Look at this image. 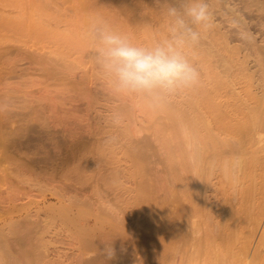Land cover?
<instances>
[{
  "label": "rangeland",
  "instance_id": "1",
  "mask_svg": "<svg viewBox=\"0 0 264 264\" xmlns=\"http://www.w3.org/2000/svg\"><path fill=\"white\" fill-rule=\"evenodd\" d=\"M206 2L209 11L208 27L203 29L199 44L190 49V55L200 71L201 79H203L202 75L205 73L204 68L209 63L202 56L205 49L207 50L210 46L209 49L211 50L212 43L215 45L220 42V45H228L224 55L222 50L223 59L228 61L237 58L236 53L235 56L232 55L233 50L231 48H234V46L237 48L240 45L238 49L243 55H240L242 58L246 56L245 47H249L246 52L247 56L252 55L249 57L250 60L247 58L249 66L252 65L249 67V71H254H250V73L253 74L251 75L252 84L253 81L254 83L256 82V85L253 84L254 89H257L259 87L257 86L258 83L260 84L264 79L261 74L264 73V63L260 61L259 66V60L257 59L264 57V12L261 11L263 10L261 6L257 7L261 3L256 5L254 4L256 1L253 3L252 0H206ZM258 2L260 1L258 0ZM166 3L175 4L179 3V0H0V121L5 123L6 126L0 129V132H2L0 133V257L3 254L5 256V258L3 257L4 259L0 258V264H26V261H29L30 264H46L48 259H45L40 254V247L47 240L55 241L54 243L52 242L54 244L52 249H55L52 254L54 258H56V252L66 253L67 251L69 257L65 258L66 260L63 258L65 263H62H76L75 259L79 255L81 256V252L85 251L83 248L81 249L82 238L88 237L85 232L79 230L80 228L78 227H81L82 223L81 221H76L79 220L76 216L85 211L93 215L92 218H88L90 220L94 219V216H98L99 213L101 218L106 219H102L104 220V223L102 222L103 225L100 228L96 227L97 231L95 230L93 233L96 236L93 235L94 237H91L90 240L94 242V246H92L94 254L100 253L104 256H112L110 260L109 257L106 259L108 262L110 261L109 264H111L112 259V264H166L167 262H170L169 264H246L247 262V264H264V153L258 154L261 159L260 161H253L255 165L248 158L250 164L247 162L248 164L244 165L245 168L242 165L239 166L240 163L235 161L238 160V158H234L235 156H226L225 158L227 159L225 160L229 162H225V160L218 162L216 167L208 170L211 173L209 175L208 172L202 173L204 175L203 178L199 179L200 182L194 183V188L188 192L194 195L193 202L194 204L196 203L194 205L195 209L193 206V210H195L193 213L191 207L185 203V190L181 189L180 191L179 186L183 187L182 183L178 181L180 178L177 180V178L173 177L175 176V171L173 165H171L170 157H168L170 151L164 143V132H166L170 124V115L174 116V113L166 112L165 108L152 110L139 98L114 94L92 62L91 42L88 37L87 27L92 16H104L103 18L108 20L111 25L128 33L135 42L147 44L166 31L168 23L165 14ZM246 5L248 7L251 5L254 9L246 8ZM262 6L264 7L263 2ZM262 16L263 18H261ZM18 20L25 23L23 27L15 28L10 24L15 21L18 22ZM85 22H87V25ZM27 23L31 26V23H33L36 28H41L42 31L40 32L42 33L30 34V25ZM257 43L258 45L256 46ZM242 47L245 48V51L241 49ZM211 51L216 52V49ZM227 51L232 52L230 54ZM253 51L256 52L254 53ZM215 52H213L215 56L210 59L216 58L218 53ZM225 52L230 54L228 58H226ZM258 53L260 54L258 55ZM224 56L226 57L224 58ZM255 59L258 62H255ZM254 68L257 69L255 70ZM189 92L172 100L171 105L173 106L175 102L174 106L177 105L179 109L182 108L186 111L185 98L189 96ZM26 107H28V110H26ZM179 111L176 108L174 112L178 114ZM180 112L182 113V110ZM180 112L179 114H181ZM167 113L170 114L169 117ZM15 128L18 131L21 129L22 133ZM36 131H38V136ZM50 135H52V138ZM67 135L68 137H66ZM6 136L10 139L8 140ZM46 139L48 143L52 144L53 139L57 143L59 153L57 155L58 165L56 171L50 167L52 166V162H50L52 161V155L47 152V157H43L46 153L44 150L51 145L48 144L47 146ZM34 140L35 143L33 142ZM106 140L112 147L111 145L108 147ZM68 142L70 146H68ZM45 143L46 147H44ZM7 144L9 147L6 146ZM13 145L16 147L14 146V148ZM103 146H105V150H101ZM19 147L23 150L19 149L18 152L17 148ZM41 147L42 151L39 152ZM68 148L69 152L74 150L76 155L74 156L73 154V157L71 156L73 158L72 162L69 161L72 159H69V155H67V153L69 154ZM179 149L181 150V147ZM21 151L22 153H20ZM46 151H49V149ZM8 152L12 153L11 157L13 154H16V157L14 155V158H10ZM25 153L32 154L31 156H33L34 160L38 158L32 164V167L34 165L36 167L41 163V165L37 166L38 171L35 168L31 172L28 169H33L32 167L29 166L28 169L24 167L26 165ZM83 153H85V156ZM111 153L113 156L110 155ZM121 153L122 155H120ZM86 156H89V159H86L88 158ZM116 157L118 159H115ZM229 157L232 158V163ZM67 160L69 164L66 162ZM103 160L107 161V164ZM74 162L75 164H73ZM21 164H25L22 170ZM45 166L50 167V170L47 167L46 169ZM52 171L56 172L59 178L55 174L56 177L53 178H57V180L49 183L54 175ZM66 171L67 173L69 171L68 176ZM81 176H83L84 181L80 178ZM94 176L97 183L95 184V181L92 180L94 181L93 186L91 179H94ZM99 177L102 178V181ZM103 177H105V181ZM79 180L84 183L81 185ZM243 180H245L244 183ZM65 181H68L69 185ZM131 186H133V189ZM182 190L183 194H181ZM102 192L105 195L101 194ZM208 196L209 200L207 199ZM97 200H102V203L99 202L101 209L98 208V204V207L96 205L95 208ZM106 200L108 201L106 202ZM109 200L116 208L113 205L111 206L112 208L109 207L111 205ZM206 200H208V203ZM176 201L178 202V208L182 206L188 208L185 210L183 207V216L180 215L181 217H178L179 221L180 218L184 217L181 219L187 224V229L184 228V231L183 225L181 222L178 223L177 218L175 220L177 223L174 226L180 224L179 229L176 226L170 227L172 223H169L166 229L165 226L161 225L162 221L163 225L168 224L167 220L171 222L168 216L170 215V218H172L173 210L175 208L176 210L178 209L174 206L177 204ZM181 202L185 205L181 204ZM53 203H55V206H53ZM170 204L173 205L171 207L174 209L170 207ZM106 206H108V211L113 210L111 215H109L110 211L108 213ZM79 207H82L81 210L83 209V211H80ZM120 207L125 212L127 210L126 213H129L127 214L129 216L127 217L129 219H127V223H129L127 224L125 220V227L122 225L123 222L118 223L115 220V223L113 221L115 216V214L113 216V213L115 211L119 212L121 210H119ZM97 209L99 210L97 211ZM66 210L69 213L71 212L69 215L73 220L67 217ZM139 210L143 214H140ZM72 211L75 212V216ZM189 211L190 213H188ZM59 212L61 213L59 214ZM164 212L167 213L165 214ZM184 214H187V216H184ZM28 216H31L35 222L38 221L39 223H37L42 226L41 232L39 227L40 238L44 234L45 236L42 237L44 238L43 240H39L40 243H37L36 240L39 238L37 237L39 235L36 234L39 233L35 232L38 228L36 224L35 227L37 229L35 230L33 219L34 225L32 227L35 234L31 233L32 230H28L27 226L31 227L33 224L30 219H26ZM23 218L28 224L24 221L26 224L23 222L22 227L19 219L22 220ZM143 218L145 222H143ZM155 219L158 221H155ZM15 220H18V223H13L16 222ZM141 221L144 223L143 226L140 225ZM159 222L161 223L160 226ZM30 223L32 224L29 225ZM46 223H49V228H52L48 230L50 232L47 231L48 233L44 231ZM149 223H151V226ZM91 224H94V222L92 221ZM48 225H46L47 228ZM161 226L162 230L164 228L167 233L160 230ZM19 227L20 229L18 230ZM151 229L153 232H151ZM14 231H17V233L14 234ZM169 231L176 234L174 233L175 235H173ZM25 233L27 237L33 236L34 239L31 240V237V239L26 240ZM29 233H31L30 236L28 235ZM182 233L184 234L182 235ZM174 236L177 237L175 238ZM178 236L179 238L183 236L184 240L178 239ZM248 236L251 237V240L246 241ZM16 237L17 239H14ZM134 237H137L136 241ZM167 237L169 241H167ZM125 238L128 240H125ZM156 238H158L157 241H155ZM159 240L166 242L162 243ZM135 242L139 244L137 245ZM153 242H156V244ZM158 242L160 243L159 245ZM245 242L249 243L247 244L251 247V250H248L249 247L245 246L247 245ZM167 243L169 248L166 246ZM171 243L177 247L176 251L170 250L173 247H170ZM153 245H158L159 248L161 246L160 250L157 248L158 251ZM178 245L180 246L178 247ZM163 247L164 249L167 247L165 252H162L164 251ZM150 248H152L153 252L156 249L158 253L154 252V254L156 253L154 255ZM182 248L184 249L183 252ZM110 250L109 254L108 251ZM147 250L150 252L148 258H152L150 260L146 256L148 255ZM173 250L175 249L173 248ZM180 250L184 257H181ZM246 250L248 251L246 252ZM12 252L15 253L11 254L13 263L10 261L11 256H8ZM161 252L162 255H160ZM25 254L28 256H25ZM115 254H117L118 258L119 256L120 258L123 257L121 258L123 263L122 261L120 262V258L119 260L117 259ZM157 254H159V257ZM74 255L78 257L75 258ZM16 257H20L21 262ZM185 257L188 260H185ZM247 258L250 259L247 260ZM105 261L103 262L104 264L107 262Z\"/></svg>",
  "mask_w": 264,
  "mask_h": 264
},
{
  "label": "bare ground",
  "instance_id": "2",
  "mask_svg": "<svg viewBox=\"0 0 264 264\" xmlns=\"http://www.w3.org/2000/svg\"><path fill=\"white\" fill-rule=\"evenodd\" d=\"M14 1V0H13ZM256 1V3H254ZM255 1H253L252 0V2L254 3V4H256V5H258L259 3H261V5H258L257 7H260L261 6V9H263V10H261V11H263L264 12V7L262 6V2L264 3V1H262V0H259L260 2H258V0H255ZM262 1V2H261ZM250 3V2H249ZM251 4V3H250ZM248 5V4H247ZM245 6L246 8H253L254 6H253V4H252V6L253 7H251V5H250V7H248V6ZM94 8V7H93ZM254 9V8H253ZM241 10H243V9H241ZM251 11H253L252 9H251ZM260 11V10H259ZM260 11V12H261ZM136 12H138L137 10H136ZM244 13H245V11H243ZM247 12V11H246ZM95 13H97V12H95ZM108 14H109V12H107ZM260 14V13H259ZM248 15V14H247ZM262 15V14H261ZM95 16H96V14H95ZM91 17V16H90ZM89 17V18H90ZM104 17V16H103ZM94 17L92 16V18H91V20L93 19ZM259 18V17H258ZM261 18H263V16L261 17ZM251 19V18H250ZM253 19V18H252ZM90 20V21H91ZM261 20V19H260ZM85 21H88V20H85ZM89 22V21H88ZM239 22H241V21H239ZM254 23V22H253ZM262 23V22H261ZM260 23V24H261ZM13 27H15V28H20V27H23V25L25 24L23 21H19L18 20V22L17 21H15V22H13V23H10ZM28 25H30L29 23H27ZM32 24V26L30 25L29 26V28H30V34H41L42 32H40V31H42L41 30V28H36V26H33V23H31ZM85 24L87 25V22H85ZM244 24V23H243ZM247 24H248V22H247ZM6 25V24H5ZM244 25H246V24H244ZM112 26H114V25H112ZM87 27H88V25H87ZM115 27V26H114ZM115 28H117V27H115ZM118 29V28H117ZM245 30V29H244ZM243 30V31H244ZM246 32V31H245ZM262 33H263V31H262ZM216 42V41H215ZM249 42V41H248ZM248 42H247V44H248ZM264 42V41H263ZM218 43V42H217ZM253 43V42H252ZM215 44V43H214ZM218 44H219V46H218ZM218 44H215V45H213V43L211 44V50H213V49H216V52L215 51H213V52H215V53H218V55L216 56V58L215 59H210L212 56L214 57L215 55H214V53L209 49L210 48V46H209V48L206 50L205 49V51L203 52V54H202V56H204L203 58L206 60V62H209L208 63V65L204 68L205 69V73H203L204 75H202L203 76V79H201L200 80V84H199V86L198 87H196L195 89H193V90H190V92H189V96L187 97V98H185V105L187 106V108H185L186 109V111H184L182 108H178L177 107V105H175L174 106V104H175V102H174V104H173V106L171 105V102H170V104H169V106H167L165 109H166V112L168 111V113H170V114H173L174 113V116H172V115H170V114H168V117H169V115L172 117H170V119H171V121L169 122L170 124L168 125V129L166 130V132H164L165 133V137H164V143L166 144V146L169 148V151H170V156L168 155V157H170L169 159H170V162H171V165H173V168H174V175L175 176H173L174 178H177V180H178V178H180V180H178V181H180L181 183H182V185H183V187L182 186H179L180 187V191H181V189H184L185 191H184V197H186V198H184L185 199V203H186V205H188L189 207H191V211L194 213V211L195 210H193V206L194 205H196V203L194 204V202H193V198H194V195L193 194H189L188 192L191 190V189H193L194 188V183H196V182H198L199 181V179L201 178H203V176L204 175H202V173H204V172H208V170H210L211 168H213V167H216V165H217V163L218 162H220V161H224L225 159H227V158H225L226 156H235L234 158L235 159H237L238 158V160H235V159H233V160H235V161H239V162H237V163H240V165L239 166H243L244 167V165H247L250 161V159L252 160L251 161V163H255V162H253V161H260V155H261V153H264V79H263V81H262V79H261V81H259V82H261L260 84L258 83V85L257 86H259V87H257V89L255 88L254 89V85L253 84H255L254 83V81H253V84H252V77H251V75H253V74H251L250 73V71H252V70H250L249 71V67H251V66H249V61L247 60V58L249 59V57L250 56H252L251 54L249 55V56H247V48H249V47H245L246 48V51H245V48H241V49H244L243 51H245V54H246V56H245V58H242L240 55H242L241 54V51H240V49H238V47L240 46V45H238L237 46V48L234 46V48H236V49H234V48H231L232 50H233V52L232 51H230V52H232L233 54V56H235V53H236V55H237V58L234 60V59H230V60H228L227 61V59H223V56H222V50H223V55H224V51L226 50V49H228V45L226 46V45H224V44H221L220 45V42L218 43ZM246 44V45H247ZM210 45V44H209ZM245 45V46H246ZM250 45V44H249ZM258 45V43L256 44V46ZM217 46V47H216ZM215 47V48H214ZM251 47H252V45H251ZM230 49V50H231ZM220 52V54H219V52ZM228 53H230L229 51H227ZM254 53L256 52V51H253ZM252 52V53H253ZM226 53V52H225ZM205 54V55H204ZM231 54V53H230ZM230 54H227L226 53V55H227V57L226 56H224V58L226 57V58H228V55H230ZM260 53H258V55H259ZM222 57H221V56ZM243 56V55H242ZM261 56H263L262 54H261ZM252 58V57H251ZM258 60H259V66H260V63L261 62H263L264 63V57L263 58H257ZM257 59H255V62L257 61L258 62V60ZM261 59V60H260ZM250 60V59H249ZM253 60V59H252ZM261 61V62H260ZM210 62H211V64H210ZM254 62V63H255ZM251 63V62H250ZM262 63V64H263ZM210 64V65H209ZM256 64V63H255ZM254 66V65H253ZM262 68V67H261ZM255 69V68H254ZM257 69V68H256ZM255 69V70H256ZM260 70V69H259ZM262 70V69H261ZM248 71H249V73H248ZM252 72H254V71H252ZM263 72V71H262ZM255 73H256V71H255ZM258 73H260V72H258ZM263 76H264V73H261ZM256 81H257V79H255ZM256 85V84H255ZM256 87V86H255ZM180 104V103H179ZM178 104V105H179ZM182 105V104H181ZM180 105V106H181ZM176 108H177V111H181L182 110V113L181 114H179V112H178V114H176L177 112H174V111H176ZM179 109V110H178ZM26 110H28V107H26ZM25 110V111H26ZM27 112V111H26ZM32 112V111H31ZM34 112V111H33ZM32 112V113H33ZM18 113V112H17ZM25 113V112H24ZM29 113V112H28ZM27 113V114H28ZM35 113V112H34ZM14 114H15V112H14ZM177 116H176V115ZM25 117V116H24ZM34 117V116H33ZM15 119H18V118H15ZM26 119H28V118H26ZM2 120V119H1ZM19 120V119H18ZM31 120H34V119H31ZM40 120V119H39ZM10 121V120H9ZM19 122H21V121H19ZM40 123H41V120L39 121ZM0 129H2L3 127H6L5 126V123H2V121H0ZM46 124V123H45ZM17 126V125H16ZM12 127V126H11ZM50 127V126H49ZM52 127V126H51ZM57 127V126H56ZM20 128V127H19ZM54 128V127H53ZM16 129V128H15ZM38 129V128H37ZM46 129V128H45ZM11 131H12V129H10ZM14 130V129H13ZM17 131H18V129H16ZM22 130H24L23 128H22ZM29 130V129H28ZM47 130V129H46ZM20 132H21V129L19 130ZM18 131V132H19ZM25 131V130H24ZM30 131V130H29ZM32 131H33V129H32ZM32 131H31V133H32ZM10 132V131H9ZM74 132V131H73ZM0 133H2V132H0ZM10 133H13V132H10ZM22 133V132H21ZM38 133V131H36V134ZM52 133V132H51ZM75 133V132H74ZM3 134H5V132H3ZM26 134H27V132H26ZM28 134H29V132H28ZM35 134V133H34ZM56 134V133H55ZM14 135H15V133H14ZM46 135V134H45ZM91 135V134H90ZM4 136V135H3ZM29 136V135H28ZM36 136V135H35ZM37 136H38V134H37ZM48 136V135H47ZM51 136V138H52V135H50ZM49 136V137H50ZM54 136H56V135H54ZM70 136V135H69ZM7 137V136H6ZM16 137V136H15ZM19 137V136H18ZM25 137H27V136H25ZM30 138H32L31 136H29ZM48 137V138H49ZM66 137H68V135L66 136ZM86 137H87V135H86ZM3 138V137H2ZM14 138V137H13ZM21 138V137H20ZM47 138V137H46ZM4 139V138H3ZM7 139L9 140L10 138H8L7 137ZM15 139V138H14ZM37 139V138H36ZM61 139V138H60ZM50 140V139H49ZM64 140V139H63ZM68 140V139H67ZM90 140H91V138H90ZM3 141H5V140H3ZM18 141V140H17ZM51 141V140H50ZM56 141V140H55ZM55 141H54V139L52 140V144L49 142H47V139H46V142H47V146H48V144H51V145H49L50 147L48 148L47 147V149H45L44 151L46 152L45 153V155H43V157L44 156H46V155H48L47 154V152H49L51 155H52V161H50V162H52V166H50V167H52L53 169H54V171H56V167H57V155H58V153H59V151H58V147H57V143H55ZM66 141V140H65ZM70 141V140H69ZM99 141V140H98ZM107 141V143H108V140H106ZM105 141V142H106ZM21 142V141H20ZM31 142H32V140H31ZM34 143H35V140L33 141ZM40 142V141H39ZM62 142V141H61ZM88 142V141H87ZM109 142H110V140H109ZM5 143V142H4ZM3 143V144H4ZM10 143H11V141H10ZM14 143V142H13ZM82 143V142H81ZM89 144V143H88ZM10 145V144H9ZM42 145H43V143H42ZM110 145L111 144H109L108 143V147H110ZM128 145V144H127ZM127 145H126V147H127ZM7 147H9L8 146V144L6 145ZM15 145H13V147H14ZM17 146H19V145H17ZM68 146H70L69 145V142H68ZM114 146V145H113ZM116 146V145H115ZM179 146V147H178ZM16 147V146H15ZM14 147V148H15ZM39 147V146H38ZM44 147H46V143L44 144ZM108 147H106V149H108ZM111 147H112V145H111ZM166 147V148H167ZM181 147V150L179 149ZM79 148V147H78ZM100 148V147H99ZM115 148V147H114ZM6 149V148H5ZM8 149V148H7ZM19 149L20 150H23L21 147H19V148H17V150H18V152H19ZM39 149V148H38ZM42 147L40 148V151L39 152H41L42 150ZM49 149V151H46V150H48ZM66 149H67V142H66ZM75 149V148H74ZM77 149V148H76ZM75 149V150H76ZM81 149V148H80ZM83 149V148H82ZM105 150V146H103V147H101V150ZM117 149V148H116ZM120 149V148H119ZM17 150H16V152H17ZM25 150V149H24ZM64 150V149H63ZM78 150V149H77ZM87 150V149H86ZM99 150V149H98ZM98 150H96V151H98ZM111 150V149H110ZM61 151V150H60ZM89 151L91 152V150L89 149ZM168 151V150H167ZM15 152V151H14ZM23 152H25V151H23ZM65 152V151H64ZM68 152H69V148H68ZM74 152V150L72 151V150H70V152H69V154L67 153V155H69V159H72V160H69L70 162H72L73 161V154H74V156H76L75 155V152ZM79 152H81V151H79ZM84 152H86V151H84ZM90 152H88L89 154H90ZM92 152H93V150H92ZM95 152V151H94ZM101 152V151H100ZM116 152H117V150H116ZM9 153V156H10V158H12L14 155V157H16V154H13V156L11 157V154H10V152H8ZM20 153H22V151L20 152ZM36 153V152H35ZM34 153V154H35ZM66 153V152H65ZM110 153V152H109ZM119 153H120V151H119ZM169 153V152H168ZM18 154V153H17ZM77 154V153H76ZM84 154V156H85V153H83ZM115 154V153H114ZM118 154V153H117ZM258 154H260L259 156H258ZM19 155V154H18ZM30 154H26L25 153V158L24 159H26L25 161H26V165L25 164H23V165H25L24 167H26L27 169L29 168V166L30 167H32V164H33V162L34 161H36V160H38V158L36 159V160H34L33 159V156H29ZM40 155V154H39ZM87 155V154H86ZM110 155H112L113 156V154L111 153ZM120 155H122V153L120 154ZM264 155V154H263ZM262 155V156H263ZM21 156H22V154H21ZM24 156H22V157H24ZM36 156V155H35ZM72 156V157H71ZM13 157V158H14ZM20 157V156H19ZM18 157V158H19ZM47 157V156H46ZM67 157V156H66ZM86 157H88V158H86V159H89V156H86ZM92 157V156H91ZM120 157V156H119ZM264 157V156H263ZM112 158V157H111ZM130 158V157H129ZM230 158V157H229ZM248 158H249V160H248ZM7 160H8V158H6ZM66 159H68V158H66ZM86 159H85V162H86ZM91 159V158H90ZM115 159H118L117 157L115 158ZM114 158H113V160H115ZM126 159V158H125ZM231 159L232 158H230V162H231ZM20 160V159H19ZM62 161H64L63 159H61ZM101 160V159H100ZM104 161V163H106L105 162V160H103ZM102 161V162H103ZM108 161H110V160H108ZM121 161V160H120ZM229 162L228 160H225V162ZM234 161V162H235ZM59 162H60V160H59ZM58 162V163H59ZM68 164H69V162H68V160L66 161ZM65 162V163H66ZM93 162V161H92ZM111 162V161H110ZM119 162V161H118ZM224 162V163H225ZM248 162V163H247ZM19 163V162H18ZM64 163V162H63ZM89 163V162H88ZM232 163V162H231ZM259 163V162H258ZM45 164V163H44ZM47 164V163H46ZM73 164H75V162L73 163ZM107 164V163H106ZM220 164V163H219ZM222 164V163H221ZM226 164V163H225ZM224 164V165H225ZM250 164V163H249ZM257 164V163H256ZM260 164V163H259ZM22 165V164H21ZM23 165L22 166H20L21 167V170H22V167H23ZM39 165H41V163H39ZM39 165H37V166H39ZM70 165H71V163H70ZM93 165V164H92ZM255 165V164H254ZM37 166L35 167V165H34V167H32L33 169H31V168H29L28 170L30 171L31 170V172H32V170H34L35 168H36V170H37ZM60 166V165H59ZM105 166V165H104ZM219 166H221V165H219ZM223 166V165H222ZM47 166H45V168H46ZM49 167V168H50ZM95 167V166H94ZM102 167V166H101ZM231 167V166H230ZM48 168V167H47ZM46 168V169H47ZM48 168V169H49ZM66 168V167H65ZM83 168H84V165H83ZM225 168V167H224ZM245 168V167H244ZM247 168V167H246ZM44 169V168H43ZM42 169V170H43ZM62 169V168H61ZM100 169V168H99ZM129 169V168H128ZM221 169H223V168H221ZM252 169H253V167H252ZM50 170V169H49ZM82 170H84V169H82ZM220 170V169H219ZM246 170V169H245ZM23 171H24V169H23ZM27 171V170H26ZM38 171V170H37ZM44 171V170H43ZM85 171L87 172V170L85 169ZM89 171V170H88ZM173 171V170H172ZM222 171V170H221ZM35 172V171H34ZM42 172V171H41ZM53 172V171H52ZM58 172V171H57ZM63 172H65V171H63ZM62 172V173H63ZM79 172V171H78ZM81 172V171H80ZM90 172V171H89ZM106 172V171H105ZM117 172V171H116ZM211 172H212V170H211ZM215 172V171H214ZM27 173V172H26ZM40 173V172H39ZM44 173H45V171H44ZM47 173V172H46ZM60 173H61V171H60ZM59 173V174H60ZM66 173H67V171H66ZM68 173H69V171H68ZM68 173H67V176H68ZM92 173H95V172H92ZM98 173V172H97ZM102 173V172H101ZM115 173V172H114ZM37 174H38V172H37ZM50 174H52V173H50ZM53 176L51 177V182L49 181V183H53L54 182V180L56 181L57 180V178H53V177H56L57 176V173L56 172H53ZM55 174H56V176H55ZM119 174V173H118ZM118 174H116V175H118ZM130 174H132V173H130ZM209 174H211L210 172H208V175ZM226 174V173H225ZM31 175V174H30ZM35 175H36V173H35ZM45 175V174H44ZM47 175V174H46ZM48 175H49V173H48ZM65 175V174H64ZM76 175V174H75ZM87 176H88V174H86ZM120 175V174H119ZM146 175V174H145ZM212 175H213V173H212ZM216 175V174H215ZM40 176H41V174H40ZM43 176V175H42ZM86 176V177H87ZM96 176V175H95ZM95 176H94V179L92 178L91 179V181L92 180H94L95 181ZM98 176V175H97ZM207 176V175H206ZM33 177H34V175H33ZM38 177V176H37ZM58 177V176H57ZM62 177H64V176H62ZM75 177V176H74ZM83 176H81L80 178H82ZM119 177V176H118ZM209 177V176H208ZM225 177V176H224ZM53 178V179H52ZM59 178V177H58ZM60 178H61V176H60ZM77 178V177H76ZM84 178H85V176H84ZM238 178V177H237ZM242 178V177H241ZM62 179V178H61ZM74 179V178H73ZM83 179V178H82ZM86 180H88V178H85ZM98 179V178H97ZM99 179H101V181H102V178H100L99 177ZM103 179H104V181L106 180L105 179V177H103ZM39 180V179H38ZM68 180V179H67ZM85 180V181H86ZM211 180V179H210ZM212 180H214V179H212ZM241 180V179H240ZM58 181H60V180H58ZM62 181V180H61ZM80 182H81V185L84 183H82V181H84V179L81 181V180H79ZM89 181V180H88ZM94 181H92V184H93V182ZM103 181V182H104ZM203 181V180H202ZM244 181L245 180H243V183H244ZM68 183V181H65V183ZM87 182V181H86ZM108 182V181H107ZM180 182H179V184H180ZM200 182V181H199ZM47 183V182H46ZM66 183V184H67ZM89 183V182H88ZM97 182L95 181V184H96ZM98 183H100V182H98ZM147 183V182H146ZM55 184V183H54ZM53 184V185H54ZM79 184V183H78ZM86 184V183H85ZM199 184V183H198ZM40 185V184H39ZM47 185V184H46ZM67 185H69V183L67 184ZM73 185V184H72ZM74 185H76L75 183H74ZM140 185V184H139ZM181 185V184H180ZM200 185V184H199ZM55 186V185H54ZM84 186V185H83ZM93 186H94V184H93ZM126 186H127V184H126ZM138 186V185H137ZM202 186H203V184H202ZM98 187V186H97ZM107 187V186H106ZM75 188V187H74ZM73 188V189H74ZM80 188V187H79ZM100 188H101V185H100ZM100 188H99V190H100ZM103 188V187H102ZM131 188L133 189V186H131ZM135 188V187H134ZM137 188V187H136ZM54 189H55V187H54ZM67 189V188H66ZM72 189V188H71ZM76 189V188H75ZM83 190H84V188H82ZM106 189V188H105ZM129 189V188H128ZM77 191H78V189H76ZM83 190H81V191H83ZM119 190V189H118ZM134 190H136V189H134ZM133 190V191H134ZM177 190V189H176ZM199 190H200V188H199ZM104 192V191H103ZM103 192L101 193V194H103ZM70 193V192H69ZM96 193V192H95ZM175 193V192H174ZM54 194V193H53ZM78 194V193H77ZM86 194H87V192H86ZM101 194H99L100 196H103V195H105V194H103V195H101ZM116 194H118L117 192H116ZM137 194H138V192H137ZM181 194H183V190H182V193ZM73 195H75V194H73ZM97 195V194H96ZM98 195V196H99ZM123 195V194H122ZM139 195V194H138ZM153 195V194H152ZM178 195V194H177ZM206 195V194H205ZM57 196H58V194H57ZM79 196V195H78ZM128 196V195H127ZM133 196V195H132ZM80 197V196H79ZM78 197V198H79ZM85 197V196H84ZM93 197V196H92ZM123 197H125V195H123ZM156 197V196H155ZM183 197V196H182ZM75 198V197H74ZM88 198V197H87ZM139 198H140V196H139ZM180 198V197H179ZM206 198V197H205ZM209 198V196L207 197V199ZM60 199V198H59ZM84 199V198H83ZM82 199V200H83ZM86 199V198H85ZM84 199V200H85ZM92 199V198H91ZM96 199H98L97 197H96ZM95 199V200H96ZM101 199V198H100ZM109 199V198H108ZM126 199H128L127 197H126ZM134 199V198H133ZM87 200V199H86ZM89 201H92V200H90V199H88ZM146 200H147V198H146ZM151 200H152V197H151ZM166 200V199H165ZM183 200V199H182ZM209 200V199H208ZM208 200H206L207 201V203H208ZM98 201V200H97ZM102 201V200H101ZM101 201H98L96 204H95V208H96V205L98 204L99 205V202H101ZM108 200H106V202H107ZM110 201V200H109ZM167 201V200H166ZM93 202V201H92ZM171 202H173V201H171ZM175 202V201H174ZM177 202V201H176ZM90 203V202H89ZM102 203V202H101ZM105 203V202H104ZM111 205L109 206V204H108V206L110 207V208H112L111 206L113 205V203H111V201L109 202ZM124 203V202H123ZM131 203H132V200H131ZM155 203V202H154ZM153 203V204H154ZM54 205L53 206H55V203H53ZM77 204V203H76ZM107 204V203H106ZM134 204V203H133ZM142 204V203H141ZM156 204V203H155ZM159 204V203H158ZM171 204H174V203H171ZM170 204V207L171 206H173V205H171ZM179 204H180V202H179ZM181 204H183L182 202H181ZM52 205V204H51ZM50 205V206H51ZM84 205V204H83ZM93 205V204H92ZM98 205H97V207H98ZM168 205V204H167ZM183 205H185V204H183ZM212 205V204H211ZM108 206H106V208H107V211H108ZM132 206V205H131ZM175 207H177L178 208V202H177V204L176 205H174ZM187 206V207H188ZM62 207V206H61ZM70 207V206H69ZM78 207V206H77ZM84 207V206H83ZM113 207H115L114 205H113ZM121 207H122V205H121ZM121 207L119 208V210L121 209ZM148 207V206H147ZM183 207L184 206H182L181 208H178L177 210H176V208L174 209L173 207H171L172 209H174L173 210V216H172V218H170V215L168 216V219H171V222L169 221V220H167L168 222V224H166L165 223V220H164V223L166 224V225H163V221H162V224L159 222V226H160V224L164 227L165 226V229H166V226H168L169 225V223L171 224L172 223V226L170 225V227H173L174 226V224L175 223H177V221H175L176 220V218H177V220H178V223H180L181 222V224L183 225V231H184V228H186L187 229V224H186V222H184L183 220V223H182V221H181V219H183L184 217H182V218H180V221H179V218L178 217H181L180 215H182L183 214ZM197 207H198V205H197ZM201 207V206H200ZM41 208V207H40ZM49 208V207H48ZM51 208V207H50ZM80 208V211H83V209L81 210V208L82 207H79ZM91 208H93V206H91ZM98 208H100V205H99V207ZM105 208V209H106ZM116 208V207H115ZM140 208H141V206H140ZM145 208V207H144ZM47 209V208H46ZM52 209V208H51ZM51 209H50V211H51ZM72 209V208H71ZM101 209V208H100ZM184 209L186 210V209H188V208H186V207H184ZM194 209H195V206H194ZM99 209H97V211H98ZM112 210V209H111ZM159 210V209H158ZM168 211H169V209H167ZM176 210V211H175ZM200 210H201V208H200ZM39 211H40V209H39ZM69 211H70V208H69ZM110 211V210H109ZM109 211H108V213H109ZM140 211V210H139ZM145 211V210H144ZM198 211H199V208H198ZM62 212H63V210H62ZM73 212V211H72ZM78 212H79V210H78ZM95 212V211H94ZM112 212H113V210L112 211H110V213H109V215H111L112 214ZM126 212H127V210H126ZM125 212V210H123V209H121L119 212H116L115 211V213H113V216H114V214H115V216H114V222H115V220L118 222V223H120V222H123V224L122 225H124V227H125V225L126 224H124V222H125V220H126V223H127V217H129L127 214H129V213H126ZM142 212H143V206H142ZM141 211H140V214L142 213ZM147 212V211H146ZM161 212H162V210H161ZM61 212H59V214H60ZM65 213L67 214V217L68 218H71L72 219V217H70V213L68 212V210H66L65 211ZM74 213V216H75V212H73ZM99 213V212H98ZM103 213H104V211H103ZM165 213V212H164ZM167 213V212H166ZM165 213V214H166ZM188 213H190V211L188 212ZM31 214V213H30ZM77 214V213H76ZM94 214H96V213H94ZM143 214V213H142ZM63 215H64V213H63ZM99 215H101L100 213H99ZM94 216L95 218L94 219H92V220H90V219H88V218H92V214L90 215L89 213H87L86 211L85 212H81V213H79L78 214V216H76L77 218H79V220H76V221H81V223H82V226L81 227H78V228H80L79 230H82V232H85L87 235H88V237L87 238H85V239H83L84 237H83V235H82V240H83V242H82V246H81V249L83 248L85 251L82 253L81 252V256L79 255V257L78 256H75V258L76 257H78V258H76L75 260H76V263H73V262H71V263H73V264H104L103 262L106 260V259H108V257H109V260H110V257H112V256H104V255H101L100 253H96V254H94V250L92 249V246H94L93 245V240H90L91 239V237H94L93 235H95V234H93L94 233V231L96 230L97 231V229H96V227H98V228H100L102 225H103V221L104 220H106V219H104V218H101L100 216ZM159 215H161V214H159ZM189 215V214H188ZM32 216V215H31ZM31 216H28L26 219H30V221L33 223H30L29 225H31V227H29V226H27L28 227V230H32V234L34 233L35 234V232L36 233H39V227H40V232L42 231V226L40 225V224H38L37 222H35L34 221V219L33 218H31ZM49 216V215H48ZM54 216V215H53ZM183 216V215H182ZM184 216H187V214L185 215L184 214ZM30 217V218H29ZM33 217V216H32ZM67 217H66V219H67ZM76 217H75V219H76ZM105 217V216H104ZM111 217V216H110ZM22 218V217H21ZM25 218H23L22 220H20L19 219V223H20V226H22L23 224V222L24 221H26V220H24ZM53 218V217H52ZM156 218V217H155ZM162 218V217H161ZM188 218V217H187ZM32 219H33V221L35 222V225H34V222L32 221ZM102 219H104V220H102ZM151 219H153V218H151ZM160 219V218H159ZM49 221H51L50 219H48ZM53 220H55L54 218H53ZM60 220V219H59ZM73 220V219H72ZM108 220V219H107ZM129 220V219H128ZM132 220V219H131ZM143 220V222H145V219L143 218L142 219ZM154 220V219H153ZM152 220V221H153ZM157 219H155V221H156ZM14 221V220H13ZM16 222H13V223H18L17 221L18 220H15ZM40 221H41V219H40ZM92 221L94 222V224H91L92 223ZM108 221H110V220H108ZM107 221V222H108ZM135 221V220H134ZM151 221V220H150ZM158 221V220H157ZM193 221V220H192ZM27 222V221H26ZM26 222H24L25 224H26ZM57 222V221H56ZM103 222V223H102ZM135 222H137V221H135ZM142 221H141V223H140V225L141 226H143V223ZM154 222V221H153ZM50 224H51V222H49ZM49 223H46L45 224V226L46 225H48ZM116 223V222H115ZM129 223V222H128ZM127 223V224H128ZM186 225H185V224ZM194 223V222H193ZM27 224H28V222H27ZM36 224H37V228L35 227L36 226ZM150 224V226H151V223H149ZM158 224V223H157ZM192 224V223H191ZM34 225V228H35V230L37 229V231H35L34 232V228L32 227ZM136 225H137V223H136ZM179 225L180 224H178V226H176L178 229H179ZM184 225H185V227H184ZM193 225V224H192ZM45 226H44V231H46V233H48V232H50V231H48V230H51L52 228L50 227L49 228V225H48V228H47V226H46V228H47V230H46V228H45ZM51 226V225H50ZM74 226V225H73ZM104 226H106L105 224H104ZM109 226H111V225H109ZM149 226V227H150ZM162 226H161V229L160 230H162ZM174 226V227H175ZM190 226V225H189ZM23 227V226H22ZM21 227V229H23ZM74 227H76V226H74ZM153 227V226H152ZM33 228V229H32ZM68 228H69V226H68ZM104 228V227H103ZM20 229V227L18 228V230ZM105 229V228H104ZM122 229H123V227H122ZM147 229V228H146ZM167 229H169V228H167ZM186 229H185V232H186ZM16 230H17V228H16ZM103 230V229H102ZM154 230V229H153ZM158 230V229H157ZM192 230L194 231V229L192 228ZM22 231V230H21ZM43 231V232H44ZM48 231V232H47ZM73 231V230H72ZM99 231V230H98ZM162 231H164V228H163V230ZM191 231V230H190ZM124 232V231H123ZM149 232H150V230H149ZM149 232H148V234H149ZM151 232H153L152 231V229H151ZM156 232V231H155ZM154 232V233H155ZM164 232H166V231H164ZM169 232H171V231H169ZM181 232H182V230H181ZM184 232V233H185ZM15 233H17V231H14V234ZM28 233V232H27ZM31 233H29L28 235L30 236V234ZM167 233V232H166ZM175 233V232H174ZM174 233H172L171 232V234H173V235H175ZM184 233H182V235L184 234ZM13 234V233H12ZM20 234H22L21 232H20ZM44 234V233H43ZM118 234V233H117ZM251 234V233H250ZM10 235V234H9ZM17 235V234H16ZM15 235V236H16ZM24 235V234H23ZM36 235H39V236H37V237H39L38 239H36L37 240V243L39 242L40 243V241L41 240H43L44 238H42V237H44L45 236V234H44V236H42V234H41V238H40V233L39 234H36ZM51 235V234H50ZM123 235V234H122ZM152 235V234H151ZM153 235H155V234H153ZM168 235V234H167ZM178 235V234H177ZM249 235V234H248ZM7 236V235H6ZM35 236V235H34ZM86 236V235H85ZM96 236V235H95ZM253 236V235H252ZM25 237L27 238L26 240H29V239H31V237H32V239L31 240H33L34 238H33V236H31L30 238L29 237H27V235H26V233H25ZM47 237V236H46ZM98 237V236H97ZM127 237V236H126ZM138 237H140L139 235H138ZM159 237V236H158ZM175 238L177 237V236H174ZM189 237V236H188ZM124 238V237H123ZM137 238V237H136ZM136 238L134 237V240L136 241ZM148 238V237H147ZM154 238H155V236H154ZM168 238V237H167ZM14 239H17V237L16 238H14ZM22 239V238H21ZM20 239V241H22ZM24 240H25V238H23ZM41 239V240H40ZM54 239V238H53ZM92 239H94V238H92ZM121 239H122V237H121ZM127 238H125V240H126ZM141 239V238H140ZM157 239L158 238H156V240L155 241H157ZM160 239H162V238H160ZM172 239V238H171ZM178 239H183V236H182V238H179V236H178ZM30 240V241H31ZM40 240V241H39ZM46 240V239H45ZM55 240V239H54ZM95 240V239H94ZM128 240V239H127ZM133 240V239H132ZM148 240V239H147ZM152 240V239H151ZM173 240V239H172ZM184 240V239H183ZM247 240H251V237H249L248 236V238H246V241ZM253 240V239H252ZM19 241V242H20ZM81 241V240H80ZM160 242H162V243H164V242H166V241H162V240H159ZM167 241H169V238H168V240ZM177 241V240H176ZM199 241V240H198ZM17 242V241H16ZM53 242V241H52ZM51 242V240H47V242L46 243H42V245H41V247H40V249H41V251H40V254H42L43 255V257L45 258V259H48V261H47V263L46 264H63V263H65V262H63L64 261V259L66 258H68L69 257V255H68V253H67V251H66V253H63V252H56V258H54L53 256H52V254H53V252H55V249H52V247H54V242L52 243ZM170 242H171V240H170ZM174 242V241H173ZM4 243V242H3ZM11 243L13 244V242L11 241ZM21 243V242H20ZM127 243V242H126ZM137 245L139 244L138 242H135ZM153 243H155L156 244V242H153ZM176 243V242H175ZM180 243V242H179ZM197 243V242H196ZM246 243V242H245ZM248 243V242H247ZM246 243V244H247ZM8 244V243H7ZM18 244V243H17ZM29 244V243H28ZM80 244V243H79ZM160 243L158 242V245H159ZM177 244H178V241H177ZM249 244V243H248ZM245 245L246 247H249V249L248 250H251L250 248V246L249 245ZM31 245V244H30ZM40 245V244H39ZM151 245H152V243H151ZM155 246V245H153V247L155 246L156 247V249L157 248H159V246ZM181 246H182V244H180ZM180 245H178V247L180 246ZM17 246V245H16ZM168 248H169V246H168V243H167V245H166ZM171 246H173V244L171 243V245H170V247ZM9 247H10V245H9ZM8 247V248H9ZM56 247V246H55ZM79 247V246H78ZM138 247V246H137ZM148 247H149V245H148ZM148 247H146L147 249H148ZM165 247V246H164ZM164 247H163V249H164ZM167 247L164 249V251H162V252H165L166 251V249H167ZM196 247V246H195ZM198 247V246H197ZM257 247V246H256ZM12 248V247H11ZM24 248V247H23ZM160 248H161V246H160ZM160 248H159V250H160ZM173 248L175 249V250H173ZM176 248L177 247H175V244H174V246L172 247V249H170V250H172V251H176ZM255 248V247H254ZM4 249H5V247H4ZM3 249V250H4ZM39 249V250H40ZM156 249H155V251L154 252H157L158 253V251H156ZM162 249V250H163ZM10 250H12V249H10ZM58 250V249H57ZM98 250V249H97ZM146 250V249H145ZM150 250H151V252H153L152 251V248H150ZM154 250V249H153ZM248 250H246V252L248 251ZM9 251V250H8ZM96 251V250H95ZM148 251V250H147ZM168 251H169V249H168ZM167 251V252H168ZM172 251H171V253H172ZM178 251V250H177ZM184 251V249L182 248V252ZM195 251V250H194ZM5 252H7V251H5ZM11 252V251H10ZM15 252H16V250H15ZM24 252V251H23ZM22 252V253H23ZM154 252H153V254H154ZM162 252H161V254L160 255H162ZM13 253L14 252H12V253H10L8 256L10 257V261H12V263H13V259H11L12 258V255H13ZM180 253H181V250H180ZM257 253V252H256ZM255 253V254H256ZM12 254V255H11ZM15 254V253H14ZM17 254H18V252H17ZM77 254V253H76ZM149 254H150V252L148 251V255H146L147 256V259L148 260H150V259H152V258H148L149 257ZM156 254V253H155ZM154 254V255H155ZM164 254V253H163ZM259 254V253H258ZM5 255H6V253H5ZM19 255V254H18ZM17 255V256H18ZM27 254H25V256H26ZM111 255H113V254H111ZM116 256H117V254H115ZM153 255V256H154ZM158 255V257H159V254H157ZM186 255V254H185ZM260 255V254H259ZM22 256V255H21ZM28 256V255H27ZM30 256H31V254H30ZM39 256V255H38ZM246 256H247V254H246ZM5 258V256H4V254H3V256L2 257H0V258ZM8 257V258H9ZM31 257H33V256H31ZM107 257V258H106ZM114 257V256H113ZM162 257V256H161ZM181 257H184V255H182V253H181ZM189 257H190V255H189ZM249 257V256H248ZM260 257V256H259ZM3 258V259H4ZM17 258V257H16ZM64 258V259H63ZM105 260H104V259ZM119 258H120V256H119ZM119 258H118V256H117V259L119 260ZM121 258H123V257H121ZM120 258V262L122 261V259ZM155 258H156V256H155ZM173 258V257H172ZM187 257H185V260H188V259H186ZM192 258V257H191ZM256 258H257V256H256ZM17 259H19V261L21 262V260H20V257H18ZM22 259V258H21ZM65 259V260H66ZM160 259V258H159ZM158 259V260H159ZM248 259H250V258H247V260ZM33 260V259H32ZM34 260H36L35 258H34ZM33 260V261H34ZM40 260V259H39ZM156 260V259H155ZM168 260V259H167ZM166 260V261H167ZM182 260H183V258H182ZM194 260V259H193ZM9 261V262H10ZM19 261H18V263H19ZM107 261V260H106ZM105 261V262H106ZM144 261V260H143ZM152 261H154V260H152ZM258 262H259V260H257ZM29 261H26V264L28 263ZM36 262V261H35ZM42 262V261H41ZM63 262V263H62ZM110 262V261H109ZM109 262L107 261L106 262V264H109ZM119 262V263H120ZM145 262V261H144ZM150 262V261H149ZM164 262V261H163ZM3 263V262H2ZM8 263V262H7ZM68 263V262H67ZM70 263V264H71ZM113 263V259H112V261H111V264ZM122 263H123V261H122ZM153 263H155V262H153ZM166 263V262H165ZM168 263V262H167ZM166 263V264H167ZM170 263V262H169ZM168 263V264H169ZM178 263V262H177ZM248 263V262H247ZM246 263V264H247ZM256 263V262H255ZM17 264V263H16ZM29 264H30V262H29ZM116 264V263H115ZM186 264H188V263H186ZM251 264V263H250ZM257 264V263H256Z\"/></svg>",
  "mask_w": 264,
  "mask_h": 264
},
{
  "label": "clouds",
  "instance_id": "3",
  "mask_svg": "<svg viewBox=\"0 0 264 264\" xmlns=\"http://www.w3.org/2000/svg\"><path fill=\"white\" fill-rule=\"evenodd\" d=\"M165 5L166 31L151 43L135 42L103 17H94L88 26L92 62L109 89L139 98L152 110L166 108L199 86L200 71L190 49L199 44L209 22L206 0Z\"/></svg>",
  "mask_w": 264,
  "mask_h": 264
}]
</instances>
